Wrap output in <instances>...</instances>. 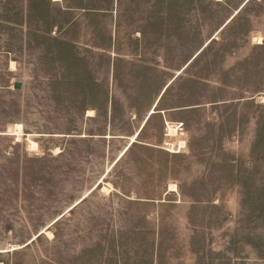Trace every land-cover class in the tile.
Segmentation results:
<instances>
[{"label":"rangeland","instance_id":"rangeland-1","mask_svg":"<svg viewBox=\"0 0 264 264\" xmlns=\"http://www.w3.org/2000/svg\"><path fill=\"white\" fill-rule=\"evenodd\" d=\"M246 1L120 0L119 9L111 0L98 20L74 10L73 42L98 82L90 88L45 67L48 42L24 0L23 27L1 38L20 46L0 51V263L264 264V146L254 152L264 135V0L228 22ZM157 3L167 10L153 14ZM154 21L167 24L159 42ZM214 38L118 161L163 87ZM168 124L183 127L180 154L163 149ZM106 174L108 192L98 187ZM50 224L54 239L37 238Z\"/></svg>","mask_w":264,"mask_h":264},{"label":"trees","instance_id":"trees-1","mask_svg":"<svg viewBox=\"0 0 264 264\" xmlns=\"http://www.w3.org/2000/svg\"><path fill=\"white\" fill-rule=\"evenodd\" d=\"M63 1L66 4L65 7H59V6L57 7L56 3L53 2L52 0H27L29 19L31 21L35 20L39 24V27L41 29L40 33L44 37L45 42H48V48L44 52L43 57L41 59L44 60V64L46 68L56 65L60 68L62 72L65 73L63 77V83L69 81L70 77H75V79H77V81L80 82V84H82L84 87L97 88L98 82L93 78L92 71L89 70L88 62H86L85 58L79 54L73 42L74 38L77 37L79 27L76 21H74L73 23L71 22V16L75 12L74 10L83 9L86 11L85 17H87L88 19L89 18L93 20L103 19L107 16V13H98L96 11H101V10L110 11L112 7L111 4L113 3L111 2V0H106V2H104L105 5L104 9H100L97 8L96 6L84 7L82 0H63ZM250 1L251 0H247L242 5V7L237 10V13L229 19L228 21L229 24H231L241 14L242 10H244L247 7ZM118 6L120 9L121 7L120 0H118ZM163 10H167V7H164L163 3H157L153 14L158 15ZM23 24H24V0H0V51L1 48H4L5 52L8 54H13L15 50L18 51L20 42L17 36L6 38L5 40H3V42L1 38H4L3 35L7 34V32L15 33V31H19L23 27ZM64 26H66V31L63 34L64 37L62 38L52 37V32L55 28H57L60 31L63 29ZM150 29L151 32L156 37L155 42H159L165 37V34L167 32V24L161 21H154L150 25ZM141 34L143 35L144 33L141 32ZM108 42L110 46H112L111 36H109ZM214 42H215V38L210 42H208L206 45H204L198 51V53L183 67V69L179 71L181 72V74L176 75L173 79L170 80L168 84H166L163 87V89L161 90L158 98L156 99L153 105V107L156 105L155 107L156 113H158L159 110H157V108L161 105L165 95L168 94L170 88L178 80H182L181 76L190 66H194L196 61L199 58H201V56L206 55V52L209 50V48ZM100 45L105 47L103 49H109L110 47L109 45H106L104 43L103 44L101 43ZM47 71L50 72V70ZM80 71H84L86 75L82 76L81 73H79ZM192 78H196V77L191 76L190 79L193 80ZM115 80H118L116 72H115ZM105 100H106V104H108L109 97L107 96ZM156 113L154 115H156ZM159 113L161 114V112ZM151 118L152 116H149L148 113L147 117L143 122L145 123V125L142 123V125L144 126L141 125V127L138 129L141 130L140 136L147 127ZM260 130L264 131V119L261 121ZM259 136L260 139L256 144V148L254 151L255 155H257L256 156L257 159L260 158L261 156L260 154H262L260 153V151L261 148H263L264 146V135H259ZM133 145L129 148L128 152L132 150ZM85 199H83L79 204L85 201ZM198 199H199L198 197L195 198V202H199ZM40 236L41 235L37 236V238H39Z\"/></svg>","mask_w":264,"mask_h":264},{"label":"bare ground","instance_id":"bare-ground-1","mask_svg":"<svg viewBox=\"0 0 264 264\" xmlns=\"http://www.w3.org/2000/svg\"><path fill=\"white\" fill-rule=\"evenodd\" d=\"M54 2H61L62 0H53ZM242 7V6H241ZM237 12V11H236ZM262 37H259L258 39H256L257 43L258 44H262ZM181 72H178L177 75H180ZM156 105L153 107V109L149 112V116H152L156 113ZM93 111V110H92ZM90 111L89 112V115L91 116V114H93V112ZM94 116V114H93ZM145 125V123H143ZM142 125V126H144ZM168 130L169 132H171L170 134V139L172 140L171 142H167V146L169 147L168 151L171 152V153H177V154H180L182 153V150L183 149H186V145H187V142H186V139H184V131H183V127H178V129L176 130L175 128L173 129L172 126H170V124H168ZM175 131V132H174ZM140 132L141 130H138L132 137H130L129 139V143L128 145L124 148V150L120 153L119 157H118V161L121 160L125 155L126 153L128 152L129 148L137 143L138 139H139V136H140ZM174 132V133H173ZM19 136H24L25 137V134H18ZM36 137L35 135H27V142H28V150L32 153H39L40 152V145L38 142H36L33 138ZM123 137V136H122ZM188 137V135H187ZM55 154H59L61 152V150L59 148H56L54 150ZM109 171L110 169L107 171V173L109 174ZM107 178V174L105 176H103L102 180H100L99 182V185L98 187H102L103 191H110V188H108L107 186H105V179ZM104 185V186H103ZM96 187V188H98ZM89 194V193H88ZM87 194V195H88ZM87 195L85 197H87ZM84 197V199H85ZM81 202V200H79L76 204L78 205L79 203ZM74 208V207H73ZM60 218V217H59ZM53 225V224H50L47 228L43 229L39 235H44L46 236L47 238H49L50 240L51 239H54V235L53 233L50 231V226ZM30 242V241H29ZM28 242V243H29ZM21 248V247H19ZM6 250H2L0 251L1 253L5 252ZM0 264H3V263H0Z\"/></svg>","mask_w":264,"mask_h":264},{"label":"water","instance_id":"water-1","mask_svg":"<svg viewBox=\"0 0 264 264\" xmlns=\"http://www.w3.org/2000/svg\"><path fill=\"white\" fill-rule=\"evenodd\" d=\"M14 88H15V90H20L21 89V83H15Z\"/></svg>","mask_w":264,"mask_h":264},{"label":"built area","instance_id":"built-area-1","mask_svg":"<svg viewBox=\"0 0 264 264\" xmlns=\"http://www.w3.org/2000/svg\"><path fill=\"white\" fill-rule=\"evenodd\" d=\"M166 145V147L165 148H163L164 150H166V151H168V149H167V144H165Z\"/></svg>","mask_w":264,"mask_h":264}]
</instances>
